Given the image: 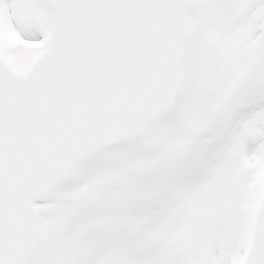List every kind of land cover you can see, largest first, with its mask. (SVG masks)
Listing matches in <instances>:
<instances>
[{
	"label": "snow or ice",
	"instance_id": "6c2138e0",
	"mask_svg": "<svg viewBox=\"0 0 264 264\" xmlns=\"http://www.w3.org/2000/svg\"><path fill=\"white\" fill-rule=\"evenodd\" d=\"M0 264H264V0H0Z\"/></svg>",
	"mask_w": 264,
	"mask_h": 264
}]
</instances>
